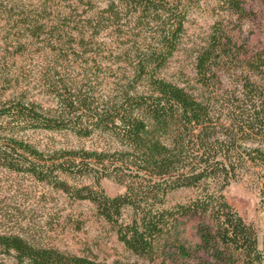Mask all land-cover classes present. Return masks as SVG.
<instances>
[{
  "label": "trees",
  "instance_id": "16d2710c",
  "mask_svg": "<svg viewBox=\"0 0 264 264\" xmlns=\"http://www.w3.org/2000/svg\"><path fill=\"white\" fill-rule=\"evenodd\" d=\"M53 1L39 0L29 9L21 1H0V16L17 35L15 52L40 44L53 55L36 77L50 99L30 94L19 67H0V166L92 202L125 248L150 262L189 264L187 259L203 251L219 264H264V236L259 247L255 227L223 194L253 168L264 211V147L250 144L264 142V47L247 59L239 87L222 88L218 72L239 47L222 32L213 33L195 56L196 83L187 87L161 72L180 44L188 5L196 0H107L83 19L60 11ZM76 1L92 7V0ZM224 2L243 12V0ZM123 19L149 34L111 41L116 46L102 51L98 36L119 28ZM78 59L76 75L71 67ZM105 73L110 82H103ZM36 130L80 138L106 134L115 145L50 154L24 137ZM103 178L124 191L106 194ZM182 189L193 196L171 201L170 194ZM196 214L211 221L198 224L197 243L187 246L171 237L180 217ZM0 250L14 264H123L97 263L16 234H0Z\"/></svg>",
  "mask_w": 264,
  "mask_h": 264
},
{
  "label": "rangeland",
  "instance_id": "374dc122",
  "mask_svg": "<svg viewBox=\"0 0 264 264\" xmlns=\"http://www.w3.org/2000/svg\"><path fill=\"white\" fill-rule=\"evenodd\" d=\"M0 1L3 3L21 1L25 4L24 7L29 9L36 6L39 0ZM53 4L60 11L69 13L74 19H83L94 11L106 7L107 0H92L91 8L76 0H54ZM242 6L243 12H233L228 9L224 0H196L190 3L180 44L169 57L161 74L179 85L187 87L195 85L194 63L198 50L206 45L213 33L222 32L226 37H230L239 49L232 48L233 54L227 63L221 66L218 72L220 84L222 88L227 89L239 87L248 73L247 59L255 49L264 47L262 1L243 0ZM6 23V20L0 16V67L10 69L19 67L25 75L26 80L23 83L30 82L28 88L30 94L50 99L41 91L36 77L43 68L52 64L50 63L53 57L52 51L47 46L41 49L40 44L39 46L27 44L23 52H15L16 43L13 40L17 35ZM121 23L119 28H115L116 30L112 26L98 36V42L104 41L100 44L102 51L116 46V43L113 45L111 41H127L137 33L149 34L148 29L144 31L142 27H136L133 22L123 19ZM6 38H8L6 41H11L10 45H5ZM23 39L25 38H22V41H26ZM3 61L7 63L3 65ZM81 63L80 59L77 62L73 61L71 69L74 74L81 72L79 66ZM104 76L103 82L112 80L107 73L101 74L102 78ZM107 87L108 84L105 83L100 85L102 92ZM24 137L50 154L54 149L59 148L101 149L115 145L109 136L100 133L80 138L66 131L36 130L27 131ZM250 144L264 147V142L259 144L256 141ZM76 178V182L83 180L81 177ZM101 184L106 194L110 196L124 191L122 184L110 178H103ZM223 194L240 216L255 227L258 245L261 247L264 236V211L259 203L253 168L242 172L230 182ZM192 196L191 190L182 189L171 193L170 199L177 202ZM200 222L211 223L207 216L198 214L180 217L171 229L170 235L187 246H193L199 241L197 227ZM0 234L20 235L37 244L53 247L68 254L88 257L97 263L120 261L123 264H158L159 262L158 259L150 262L126 249L117 238L115 230L98 214L92 202L76 199L60 189L36 180L26 172H14L2 166H0ZM186 261L189 264H219L203 251H198ZM0 262L14 264V258L3 254L0 250ZM167 264L177 263L168 260Z\"/></svg>",
  "mask_w": 264,
  "mask_h": 264
}]
</instances>
